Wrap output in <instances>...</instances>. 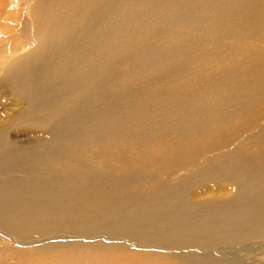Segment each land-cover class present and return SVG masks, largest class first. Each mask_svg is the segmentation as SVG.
I'll return each instance as SVG.
<instances>
[{"label":"bare ground","instance_id":"1","mask_svg":"<svg viewBox=\"0 0 264 264\" xmlns=\"http://www.w3.org/2000/svg\"><path fill=\"white\" fill-rule=\"evenodd\" d=\"M50 1L47 0L43 7L46 10L54 8L55 16L50 19V25H46L48 30L39 26L42 15L35 19V49L13 60L6 71L4 66L0 68V73H3L0 84L10 81L9 74L17 86L13 89L21 93L13 99L21 106L22 102L29 104L23 120L36 119L33 115L36 101L28 84L32 74L50 69L51 78L63 76L61 82L65 89V97L59 95V104L54 103L50 108V115L54 118L50 129L57 143L48 150L17 143L0 120V264H47L53 248L63 245L80 247L88 241L93 251L54 255L56 263L148 264L150 255L147 250L173 251L177 246L199 242L205 249L188 258L191 264H264V0H160L156 10H170V16L154 21L150 34L144 27L141 35L134 39L129 34L126 39L119 38L132 47L143 48L137 61H133L134 66H139L138 61L154 57L172 59V68L181 71L191 69L196 73L192 75L194 80H198V67L196 63L191 67L192 62L184 56L191 59L192 56H203L206 53L203 45L211 47L213 43L235 41L244 53L252 51L253 64L245 67L243 60V68L250 71L245 69L242 76L236 69V77L241 76V80H234L230 75V85L226 82L221 86L216 77H211L209 83L205 77L208 97L202 91L191 93L182 87H176L173 92L181 97L186 126L202 128L212 118L224 125V115L229 104L233 103L239 106L245 132L240 167L232 168L237 173L232 177L237 181L236 190L230 191L226 204L221 206L220 201L212 198L208 200L207 207L196 214L185 209L181 211L178 207L180 197L175 201L166 200L165 204L172 210L164 212L160 207L156 212L141 211L140 206L127 204L122 199L128 182L121 180L118 189L112 190L109 187L113 183L109 178L84 169L81 159L73 161L65 157L69 145L78 154L87 151H93L92 155L105 154L112 165L105 161L101 164L110 170L120 166L121 159L133 163L138 155L125 153L118 156L117 148H121L118 142H108L116 134L123 139L129 133H136L131 120L133 114L141 122L142 131L153 134L170 151L167 156H162L163 148L157 151L158 168L167 170L184 166L190 160L189 153H181L176 158L174 150L180 148L179 143L188 151L193 147L184 131L175 127L169 117L170 110L155 120L153 112L146 109L151 107L147 105L150 100L141 103L143 110L138 113L132 111L130 102L123 105L119 100L128 95V90L110 62L115 58L108 59L111 53L116 55L114 49L122 52L125 49L119 44V39H110L100 31L102 20L115 17V14L104 10L118 4V0H100L99 3L97 0H61V3H55L53 0L54 6L49 4ZM137 1L145 4L152 0ZM65 3L67 7L64 8L71 10L70 15L56 19V4ZM138 13L145 14V10ZM140 17L136 15L131 20L139 22ZM123 21L130 25V18L125 14L116 23L121 26ZM53 26L56 29L49 31ZM68 33H83L88 42L72 47L71 36H66ZM71 48L81 51L74 56L67 52ZM227 51L230 52L229 49ZM58 66L63 70L54 69ZM169 72L172 71L162 73L166 75ZM112 77L114 79L110 80ZM131 78L141 81L145 77L144 73L132 70ZM46 103L48 99L44 98L42 104ZM95 110L99 113L91 118V111ZM41 111L46 116L42 108ZM21 119L13 116L10 120ZM48 121L51 122L50 119ZM87 123L90 124L89 129L85 128ZM92 126L96 134L90 131ZM225 130L229 131L227 127ZM64 135L72 139L69 144L62 140ZM95 140L98 142H92ZM139 147L149 148L143 143ZM139 158H147L144 150ZM53 168L70 169L73 174L65 180L54 177L40 180L26 174H39ZM131 169V179L145 187L153 184L154 177L146 176L145 172L138 174L134 166ZM182 187L181 183L172 182L171 192L178 194ZM110 205L111 217L92 222ZM185 213L192 220L186 218ZM187 224L190 227L184 232L181 226ZM213 224H216L214 228L219 237L207 234ZM202 237L205 239L200 240ZM33 254L42 261H37Z\"/></svg>","mask_w":264,"mask_h":264},{"label":"rangeland","instance_id":"2","mask_svg":"<svg viewBox=\"0 0 264 264\" xmlns=\"http://www.w3.org/2000/svg\"><path fill=\"white\" fill-rule=\"evenodd\" d=\"M47 0H0V68L4 66L6 71L12 64L13 60L18 57L25 56L37 46L36 27L37 23L35 19L41 16L39 26L45 30L46 25H50V19L55 16L54 8L50 10L44 9V5ZM80 1V0H79ZM251 1V0H250ZM97 0L96 3H99ZM160 0L146 1L145 4L138 2L137 0H118V4L108 7L104 10L106 13H113L115 17L106 18L102 20L100 24V31L104 36L110 39H126V35H131L132 39L136 35H141L143 28L147 27V34L151 33V27L154 21L166 19L171 15L170 10L157 11L156 6ZM55 3H61V0H56ZM53 5V0L49 2ZM56 19H62V16H69L71 10L67 7V4H56ZM45 13L42 14V11ZM139 10H145V14L138 13ZM214 13V12H213ZM127 15L130 18V25L123 21L121 26L117 25V21L121 19L123 15ZM140 16L139 22H134L132 18ZM146 22V24L143 21ZM56 28L53 26L52 30ZM48 30V29H47ZM94 33V30H93ZM70 44L79 46L82 43L88 42V39L83 33L70 34ZM122 36V37H120ZM205 38V35H201ZM157 40V36L155 37ZM182 44V39L178 37ZM128 40V39H127ZM178 40V41H179ZM61 41V40H58ZM119 44L123 45L125 51H116L115 54L111 53L109 56L115 58V61H110L113 67L116 68L120 78L124 82V86L128 90V95L122 96L119 100L123 105L130 102L132 111H142L143 105L141 103L146 100H150L147 105L151 106L146 108L153 112V119L158 120L161 115L166 113V110H170L169 117L174 122L175 127L182 129L188 136L193 150H186L180 144L179 149L174 150V155L177 158L181 153H189L190 160L186 161L184 166L175 167L173 169L162 170L158 168L156 164V154L161 148L162 156H167L170 151L166 149L164 145L151 133L142 131L141 122L136 119V115H132V121L135 125L136 133H129L123 139H119L118 135L108 139V142H118L121 148H117V155L124 156L125 153L131 156L138 155V158L131 163L128 160H122V164L115 169H107L101 161H105L108 165H112V161H109L107 156L103 153L92 155L93 151H87L85 153L78 154L77 151L68 145V150L65 153V157L70 160L81 159L84 164V169L91 172L100 173L103 177H107L113 183L109 188L117 190L121 180L128 182L125 185V190L122 195V199L127 204H136L141 207V211H154L162 207L164 212L169 208L165 202L166 200L178 199V207L181 211L183 209L189 211L191 214H196L207 207V202L210 199H216L220 201L221 206L227 203V199L230 198V191L232 193L236 190L237 181L233 176L237 173L232 169H239L240 159L242 155V139H244V131L242 128L241 111L238 104L230 103V107L226 111L224 118L225 123L221 125L220 122H216L215 119L206 121L202 128H197L195 125L186 126L185 114L183 110L181 97L177 93H173L176 87H182L183 90H189L191 93H198L202 91L203 95L208 97L206 88V82L209 83L211 77H216L220 82V85L224 83H231L230 75L234 80L240 79L241 76L236 77L238 73L242 74L247 64H253L252 51L248 50L244 53L242 47L237 42H220L213 43L211 47L203 45L206 49V53L203 56H192V59L185 55L184 58L187 61L197 65L196 71L199 72L198 80L192 78L194 73L191 69L188 71H181L176 68H172V59H159L157 57L138 61L139 66H134L133 61H137L136 58L143 53L141 46L132 47L126 41L119 39ZM230 52L227 51V49ZM81 50L71 48L70 54L74 56ZM243 60H245V67L243 68ZM62 71L61 67H55ZM50 69H44V73L32 74L28 81L30 93L36 101V107L34 109L33 121L23 120L25 112L29 111V104L22 102H16L13 98L17 94H21L18 89H13L16 86L15 82L10 78L9 82L0 84V120L4 123L8 135L14 139L17 143L32 146H41L42 148H48L55 146L57 142L56 138L51 131L50 127L54 124V118L50 115V108L57 102V97L64 94L62 78H51L49 72ZM132 70L144 73V77L141 81H134L131 78ZM163 71H172L164 75ZM114 75V77H116ZM3 73H0V80ZM183 76H187L186 79ZM112 77L110 80L114 79ZM147 81V83H143ZM228 85V86H229ZM227 86V87H228ZM17 88V86H16ZM205 88V89H203ZM77 92V91H73ZM173 93L169 97L168 94ZM221 96V94H220ZM44 98L48 99V103L42 104ZM27 99V98H26ZM59 104V103H58ZM232 105V106H231ZM209 107V103H207ZM41 108L44 110L43 115ZM98 110L91 111V118L94 117ZM13 116L21 117L20 121H11ZM51 120V122L48 121ZM93 120V119H92ZM31 122V125H28ZM189 123L192 121L189 119ZM94 126V120H93ZM90 129L96 134V129ZM161 126V124H159ZM229 131H226L225 128ZM85 128L89 129L90 124L87 123ZM89 131V132H90ZM140 136V139H137ZM62 140L66 143H70L72 139L68 135L62 136ZM92 142H98L97 140ZM148 145L149 148L139 147V144ZM145 151L147 158L140 159L139 154ZM62 158V156H61ZM134 164V165H133ZM136 168L138 174L145 172L146 176L150 175L154 177L153 184L145 187L141 182L130 178V171H133L132 167ZM104 172V173H103ZM29 177H37L40 180H49L51 177L59 180H65L69 178L73 173L70 169L61 170L53 168L47 172L39 174L26 173ZM125 176V178H121ZM179 182L182 184V189L178 194L171 192V183ZM188 193L192 196L189 197ZM201 204L198 209L197 206ZM112 205L108 206L96 215L92 222H100L105 218L111 217ZM163 216V215H162ZM160 216V217H162ZM185 217L192 220L188 214L185 213ZM213 224L209 227L207 234L213 237H219L217 229ZM184 232L190 227V224L181 226ZM78 239V238H77ZM82 239V238H81ZM205 239L204 237L200 240ZM74 242H78L74 241ZM83 242V241H82ZM95 244V242H92ZM30 249V248H26ZM205 247L199 242H195L189 246H177L172 250H147L150 256H148V264H191L188 260L193 254L204 250ZM93 251L90 246V241L83 242L80 247L72 245H63L53 248L47 258V264H58L54 255L65 256L70 253H88ZM178 252V255H175ZM26 254V252H21ZM34 255V254H33ZM37 261H42L39 257L34 255ZM65 262L64 260H62ZM25 264V263H24Z\"/></svg>","mask_w":264,"mask_h":264}]
</instances>
